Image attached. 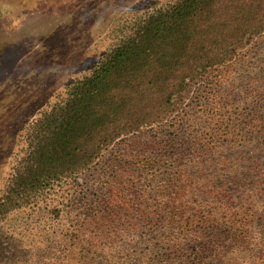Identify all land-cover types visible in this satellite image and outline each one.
<instances>
[{"label":"trees","instance_id":"trees-1","mask_svg":"<svg viewBox=\"0 0 264 264\" xmlns=\"http://www.w3.org/2000/svg\"><path fill=\"white\" fill-rule=\"evenodd\" d=\"M126 30L90 76L25 129L0 220L140 136L130 156L146 164L114 162L62 264H264V67L232 71L228 92L210 76L231 62L243 68L264 37V0H176ZM155 128L162 135L141 137ZM160 163L170 176L143 191L149 165Z\"/></svg>","mask_w":264,"mask_h":264},{"label":"rangeland","instance_id":"rangeland-1","mask_svg":"<svg viewBox=\"0 0 264 264\" xmlns=\"http://www.w3.org/2000/svg\"><path fill=\"white\" fill-rule=\"evenodd\" d=\"M175 1L0 0V198L24 156L29 124L63 100L77 81L90 76L128 32L126 28ZM261 44L264 46V37L250 45L254 52L242 59V67H264V53L258 50ZM247 70L238 65L232 69L231 62L210 76L212 80L219 76L215 78L220 81L219 88L228 92L232 71ZM202 94L205 104L207 96ZM197 97L190 96L187 104L193 105ZM227 103L232 105V97ZM171 128H164V135L172 133ZM163 131L155 128L141 137L160 136ZM139 139L133 136L119 141L78 181L55 184L37 196L34 204L1 219L0 264H62L59 258L70 246L71 230L98 205L108 178L113 179L109 171L114 162L119 166L121 160L133 161L137 169L146 164L144 158L133 160L130 156L138 153ZM149 170L142 185L143 191L151 192L170 176V170L165 163L154 169L149 165Z\"/></svg>","mask_w":264,"mask_h":264}]
</instances>
